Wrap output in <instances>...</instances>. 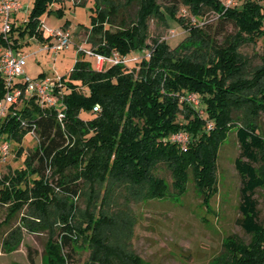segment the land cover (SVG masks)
<instances>
[{
	"label": "trees",
	"instance_id": "obj_1",
	"mask_svg": "<svg viewBox=\"0 0 264 264\" xmlns=\"http://www.w3.org/2000/svg\"><path fill=\"white\" fill-rule=\"evenodd\" d=\"M52 1L35 0L28 20L19 26L13 23L8 39L0 32V46L21 50L33 37L44 41L41 15ZM166 1L167 5L162 0H123L122 5L137 4L138 9L130 23L122 22L113 30L120 2L94 0L92 48L127 54L151 47V58L132 68L114 65L103 71L78 59L69 76L71 89L64 94V124L55 109L42 107L36 96H25L24 106L0 127V136L22 140L33 123L37 126L39 143L28 153L26 167L0 177V201L11 200L19 208L28 202L44 218L58 214L59 229L53 230L44 252L54 264H140V256L111 244L100 233L114 222L108 209L111 201L122 188L135 198L168 196V181L155 172L160 163L171 169L179 194L187 191L190 175L201 190H213L219 150L234 126L240 143L235 166L242 177L237 222L253 240L250 244L229 240L227 264H264V220L256 196L264 187V133L258 119L264 113V55L262 64L251 70L241 51L243 45L264 36V5L257 0L228 8L222 0ZM181 4L197 22L178 15ZM207 11L218 15L219 25L233 23L236 32L225 34L218 25L217 29L202 25ZM166 12L187 32L176 48L150 33L153 18L169 25ZM76 80L82 85L74 84ZM15 86L24 84L18 81ZM6 91L0 76V100ZM192 93L199 106L186 99ZM97 104L99 111L94 110ZM84 110L95 114L85 118ZM176 131L188 132V146L172 139ZM31 173L38 177L30 178ZM87 190L83 210L87 218L79 221L83 208L78 198ZM45 220L42 226L47 225ZM80 237L95 245L90 261L83 263L75 258Z\"/></svg>",
	"mask_w": 264,
	"mask_h": 264
},
{
	"label": "rangeland",
	"instance_id": "obj_2",
	"mask_svg": "<svg viewBox=\"0 0 264 264\" xmlns=\"http://www.w3.org/2000/svg\"><path fill=\"white\" fill-rule=\"evenodd\" d=\"M18 1L21 9L16 15L11 16V22L16 26L28 20L35 0ZM244 1L246 0H239L238 3ZM257 1L264 5V0ZM118 2L121 4V9L114 18L113 30H116L122 22L130 23L138 9L137 4L125 6L122 5L123 0ZM222 2L224 3V0ZM162 3L168 4L166 0H162ZM93 5L94 0L51 2L47 11L41 15V20L51 29L68 28L73 35V42L69 48L54 53L40 50L39 45L30 40V44L21 49L28 54L24 67L27 77L37 80L48 78L50 84L64 77L62 92L67 94L71 89L68 85L69 76L78 59L86 60L95 68L96 60L78 51L79 47L84 50L93 47L89 41ZM178 15H184L191 20L194 18L183 4L179 7ZM166 16L168 26L157 19L150 20V33L154 38L166 40L171 48H176L184 41L187 32L168 12ZM201 24H212L214 29L218 25L219 30L225 34L236 32L233 23L226 26L219 25V17L213 11L206 12ZM148 42L152 44L153 41L149 39ZM241 51L248 57L250 69L254 70L262 64L264 36L255 43L243 45ZM133 66L134 64H130L131 68ZM74 84L82 85L78 80L74 81ZM192 103L199 106L198 102ZM23 106L24 104L20 107ZM94 114L87 110L82 112L85 118ZM180 118L185 117L181 115ZM258 119L264 133V113H261ZM185 135L186 143L184 141L180 143L186 147L189 143L187 131ZM5 136L11 148L6 161H0V177L26 167L25 160L28 153L39 143V137L31 131L26 132L22 140L16 137L9 138L6 134ZM239 152L240 143L234 126L219 150L216 162V184L209 192L198 188L193 176L190 175L187 191L183 195L179 194L173 185L174 175L171 169L160 163L155 172L168 181L169 195L162 198H135L122 188L108 207L114 222L102 228L100 233L107 235L111 244L126 246L140 256V264H227L230 255L229 240L237 239L245 244H250L253 240V235L246 232L237 222L241 214L239 203L242 185L241 174L235 166V158ZM263 161L264 158L261 163ZM50 173L47 172V176ZM35 177H38L37 173L30 174V178ZM89 192L87 190L78 198V203L83 208L77 216L79 221L87 218L83 210L88 204ZM256 196L259 199L260 216L264 220V187L257 191ZM49 206L55 211H60L56 205ZM40 213L28 202L19 208L11 200L0 201V264H54L48 253L44 252L48 249L49 237L53 230L59 229V216L56 213L55 217L48 215L44 218ZM44 219L46 226H42ZM76 247V261L81 263L90 261L95 245L89 239L80 237ZM71 263L70 261L68 264Z\"/></svg>",
	"mask_w": 264,
	"mask_h": 264
},
{
	"label": "built area",
	"instance_id": "obj_3",
	"mask_svg": "<svg viewBox=\"0 0 264 264\" xmlns=\"http://www.w3.org/2000/svg\"><path fill=\"white\" fill-rule=\"evenodd\" d=\"M238 2L239 0H224V5L228 8L237 5ZM20 9L21 4L18 0H0V32L4 39H8L12 30L11 16L13 14L16 15ZM193 21L197 22L195 18H193ZM40 29L43 31L45 40L39 41L35 37L30 39L39 45L40 50L58 53L61 50L69 48L73 42V35L68 28L51 29L46 27L44 22L41 21ZM78 51L94 58L96 60L95 68L103 71L114 65L130 66V64L141 62L143 59H150L153 49L147 47L127 54H122L119 51L104 54L95 51L93 48L84 50L81 47L78 48ZM27 58L28 54L23 50H16L11 45L0 48V76L4 79L7 88L5 96L0 100V127L7 116H13L18 113V107L22 104L25 96H36L42 107L55 109L59 121L64 124L66 107L62 92L64 85L63 78H58L53 84H50L48 78L37 80L27 77L24 70ZM18 81H21L24 87L15 86V83ZM186 99L190 102L200 103L198 96L193 93L189 94ZM100 109L99 104L94 107L95 111H99ZM23 123H25V120ZM211 125L212 123L209 124V126ZM29 131L38 136L35 123L32 124ZM185 137L184 131L172 135V139L186 143L187 139H184ZM10 148V143L6 140L5 135H1L0 161H6Z\"/></svg>",
	"mask_w": 264,
	"mask_h": 264
}]
</instances>
